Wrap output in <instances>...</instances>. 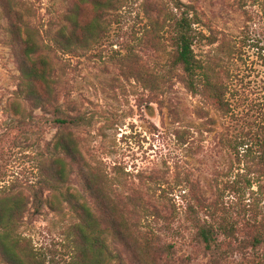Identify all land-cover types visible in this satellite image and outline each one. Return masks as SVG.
Wrapping results in <instances>:
<instances>
[{
  "label": "rangeland",
  "instance_id": "obj_1",
  "mask_svg": "<svg viewBox=\"0 0 264 264\" xmlns=\"http://www.w3.org/2000/svg\"><path fill=\"white\" fill-rule=\"evenodd\" d=\"M79 2H0V196L26 202L17 232L45 264H72L74 195L92 210L113 264H264V245L250 243L264 237V0H182L210 83L198 94L174 65L168 0H123L98 17L82 4L83 18L101 17L100 26L86 47L65 53L64 15ZM25 31L52 69L55 106L26 96ZM74 115L77 126L55 122ZM67 135L79 156L59 154L58 181L53 144ZM199 224L234 232L210 251Z\"/></svg>",
  "mask_w": 264,
  "mask_h": 264
},
{
  "label": "trees",
  "instance_id": "obj_2",
  "mask_svg": "<svg viewBox=\"0 0 264 264\" xmlns=\"http://www.w3.org/2000/svg\"><path fill=\"white\" fill-rule=\"evenodd\" d=\"M123 0H80V4L75 5L72 9H68L64 15L65 22L70 26L71 30L66 34L61 31V38L64 43L59 45V50L62 52L73 53L77 45L82 48L86 47L93 40L96 29L100 23V18L86 20L81 14L83 5L93 7L96 16L105 10H116ZM175 12L171 13L170 21L173 24L175 31V46L176 58L174 65L180 67L184 75L183 81L185 88L192 94L202 92L203 84H210L208 75L204 71V64L197 59L194 53L193 46L198 41V36L194 28V21L190 17L189 5L184 4L182 0H168ZM0 2L11 9V0H0ZM79 5V6H78ZM147 7V6H146ZM156 9L161 10V5H157ZM66 28V27H65ZM80 31L81 35L76 37V32ZM24 35V36H23ZM23 40L18 44L23 50L24 59L20 64L21 83L28 89L27 97L29 101L37 104L44 103L51 106L55 102L54 82L51 79V67L45 55L41 53L36 39L33 35L28 34V31L23 32ZM41 87L39 91L37 86ZM38 90L36 93L35 90ZM216 94L212 98L218 102L222 100L217 98ZM57 101V99H56ZM53 106V105H52ZM57 111L59 108L56 107ZM82 117L78 115L70 116L68 119L57 118V124H69L71 126L79 125ZM53 148L58 155L56 159L57 168H55L52 177H63L65 173V162L61 157L79 156V151L76 148L75 139L71 135L57 137ZM260 162L264 165V150L260 156ZM261 187L258 192L260 193ZM59 194V189H55ZM257 192V194H258ZM262 193V191H261ZM243 194V193H239ZM67 202L70 206L80 214L79 222L76 224L77 246L76 253L73 256L72 264H113L118 256L113 253H104L107 247L100 238L98 224L95 216L86 204L80 203L74 195H68ZM38 206L31 205L35 210ZM72 209V210H73ZM27 211L26 202L21 195H5L0 196V260L3 264H45L42 254H38L29 242L17 232L19 224ZM234 229L231 226L220 225L215 228L213 225L199 224L197 227L198 240L204 244L207 250L212 251L214 247L219 245V237H231ZM252 247L264 245V237L261 233L253 236L250 240ZM212 264V260L210 262Z\"/></svg>",
  "mask_w": 264,
  "mask_h": 264
}]
</instances>
